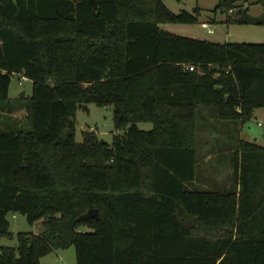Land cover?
<instances>
[{"label": "trees", "instance_id": "1", "mask_svg": "<svg viewBox=\"0 0 264 264\" xmlns=\"http://www.w3.org/2000/svg\"><path fill=\"white\" fill-rule=\"evenodd\" d=\"M195 13L163 0H1L0 264H41L71 246L77 264H264V145L238 140L224 191L189 188L199 107L233 126L264 107V42L162 26L196 23ZM235 20L264 24L245 9ZM16 73L33 82L18 107ZM91 103L113 107L122 132L112 143L76 140L77 109ZM16 110L23 119L2 121ZM92 208L99 218L79 219ZM10 213L44 230L2 245Z\"/></svg>", "mask_w": 264, "mask_h": 264}, {"label": "rangeland", "instance_id": "2", "mask_svg": "<svg viewBox=\"0 0 264 264\" xmlns=\"http://www.w3.org/2000/svg\"><path fill=\"white\" fill-rule=\"evenodd\" d=\"M165 4L175 13L183 10L199 13L198 21L193 24L168 23L162 25L172 33L208 39L217 42H264V24L237 22V12L249 5V14L253 17L264 18V3L257 4L258 0H234L235 7L220 10L216 7L219 0H163ZM228 21V19H230ZM217 19V20H216ZM203 22L209 23L214 30L210 33L202 26ZM21 74H14L10 85V97L14 107L23 106L30 102L33 94V82L31 80L20 83ZM25 91L24 97L21 93ZM79 106L75 116V137L78 142L84 140L86 132H95L97 136L112 143L117 130L114 120V109L112 106H99L96 103ZM18 111V118L5 116L2 121H15L23 119L25 111ZM215 106H200L197 114V181L189 185L192 190L211 189L224 191L232 181L233 162L236 144L239 139L255 141L264 145V107L256 109L252 118L242 124V129L236 131L230 127L231 122L217 120ZM24 113V114H23ZM21 121V120H20ZM262 122L263 125H259ZM140 129L151 130L153 124L150 122L138 123ZM67 132V131H66ZM65 132V133H66ZM11 235H3L1 244L6 246H17L19 232L40 233L44 230L42 220L31 224L27 217L22 214L10 213ZM41 264H77L75 246L65 249H57L44 255L40 259Z\"/></svg>", "mask_w": 264, "mask_h": 264}, {"label": "water", "instance_id": "3", "mask_svg": "<svg viewBox=\"0 0 264 264\" xmlns=\"http://www.w3.org/2000/svg\"><path fill=\"white\" fill-rule=\"evenodd\" d=\"M0 4H1V0H0ZM219 89H221V87H219ZM25 94H26V92L23 91L21 93V96L24 97ZM85 107L88 108L87 105ZM89 218H99V210L97 208H92L87 213L83 214L79 219L80 220H87Z\"/></svg>", "mask_w": 264, "mask_h": 264}, {"label": "built area", "instance_id": "4", "mask_svg": "<svg viewBox=\"0 0 264 264\" xmlns=\"http://www.w3.org/2000/svg\"><path fill=\"white\" fill-rule=\"evenodd\" d=\"M202 26H203L204 28H207L208 31H209L210 33H213V32H214V30L209 26V23H207V22H203V23H202ZM188 68H189L190 70H193V69H194V66H192V65H188ZM28 80H30V79H29L26 75L21 74V76H20V83H21V84L24 83L25 81H28ZM259 125H263V123H262V122H259Z\"/></svg>", "mask_w": 264, "mask_h": 264}, {"label": "crops", "instance_id": "5", "mask_svg": "<svg viewBox=\"0 0 264 264\" xmlns=\"http://www.w3.org/2000/svg\"><path fill=\"white\" fill-rule=\"evenodd\" d=\"M257 4H262L261 2H259V0L257 1ZM246 10L247 12H248V14H249V10H250V7H249V5L248 4H246L245 5V7L244 8H241L240 10H239V12L240 13H242V11L243 10ZM217 20V19H216ZM9 95H10V91H9ZM20 111H22V112H24L23 110H20ZM24 114V113H23ZM11 115V117H14V118H18V111L16 112H14V113H12V114H10ZM232 128H234V126H236V127H238V128H240L241 127V129H242V125L240 126V125H230Z\"/></svg>", "mask_w": 264, "mask_h": 264}]
</instances>
